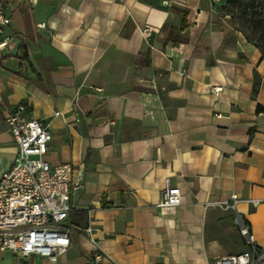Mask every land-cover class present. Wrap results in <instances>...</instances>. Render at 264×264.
I'll return each instance as SVG.
<instances>
[{"label": "crops", "instance_id": "crops-1", "mask_svg": "<svg viewBox=\"0 0 264 264\" xmlns=\"http://www.w3.org/2000/svg\"><path fill=\"white\" fill-rule=\"evenodd\" d=\"M211 1L0 0V176L6 116L41 120L46 158L79 182L67 221L105 254L72 231L54 259L0 264H206L248 248L236 212L264 249V56ZM166 181L180 204L156 205Z\"/></svg>", "mask_w": 264, "mask_h": 264}, {"label": "built area", "instance_id": "built-area-1", "mask_svg": "<svg viewBox=\"0 0 264 264\" xmlns=\"http://www.w3.org/2000/svg\"><path fill=\"white\" fill-rule=\"evenodd\" d=\"M9 17L0 3V25L8 24ZM5 40L0 42V47ZM17 153L11 166L0 176V251L10 250L20 256L31 253L54 259L70 243V232L87 237L94 248L95 263L102 261L104 252L98 245L91 224L74 227L67 221L73 210L71 193L79 187L72 179L70 163L51 164L46 158L52 135L44 123L35 118H23L17 112L6 116ZM240 198L231 194L215 204L235 209ZM182 201L179 187L166 181L157 206H175ZM255 205L258 199H248ZM235 223L248 248L235 254H226L208 260L206 264H259L264 249L255 244L254 233L238 212Z\"/></svg>", "mask_w": 264, "mask_h": 264}, {"label": "rangeland", "instance_id": "rangeland-1", "mask_svg": "<svg viewBox=\"0 0 264 264\" xmlns=\"http://www.w3.org/2000/svg\"><path fill=\"white\" fill-rule=\"evenodd\" d=\"M212 10L230 30H240L264 50V0H212Z\"/></svg>", "mask_w": 264, "mask_h": 264}, {"label": "trees", "instance_id": "trees-1", "mask_svg": "<svg viewBox=\"0 0 264 264\" xmlns=\"http://www.w3.org/2000/svg\"><path fill=\"white\" fill-rule=\"evenodd\" d=\"M252 43H254V42H252ZM254 44L260 49V47H259L256 43H254ZM260 51H261V53H262V56H264V50H261V49H260ZM256 111H257V112H259V111H264V105L257 104V105H256Z\"/></svg>", "mask_w": 264, "mask_h": 264}]
</instances>
